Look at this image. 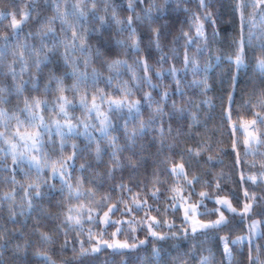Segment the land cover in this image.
Segmentation results:
<instances>
[{
    "label": "snow or ice",
    "instance_id": "snow-or-ice-1",
    "mask_svg": "<svg viewBox=\"0 0 264 264\" xmlns=\"http://www.w3.org/2000/svg\"><path fill=\"white\" fill-rule=\"evenodd\" d=\"M0 186V264H264V0H12Z\"/></svg>",
    "mask_w": 264,
    "mask_h": 264
},
{
    "label": "trees",
    "instance_id": "trees-1",
    "mask_svg": "<svg viewBox=\"0 0 264 264\" xmlns=\"http://www.w3.org/2000/svg\"><path fill=\"white\" fill-rule=\"evenodd\" d=\"M11 3H12V0H0V11H4L5 9H7L10 6ZM215 95L216 94L214 92H210L209 93V96L215 97ZM216 103H217V111H218L219 110V101H216ZM75 113L76 114L77 113H81V111L79 109H77L75 111ZM209 126L211 127V122H210V125ZM177 162H179L178 158H177ZM228 164H230V161L226 160V165H228ZM217 170H219V169H217ZM228 170H229V168L226 166L225 167V171H228ZM18 179H19V177H18ZM2 190H6V189H4L3 186H0V191H2ZM250 191H255L257 193H260L261 192V189L260 188H252V189H250ZM241 199H242V197H241ZM234 205H235V201H234ZM209 207H212V205L209 204ZM253 218H257V217H253ZM177 223H179V221H177ZM10 227H11V225H10ZM30 229H31V222L29 224V229L26 230V231H29L30 232ZM41 230L42 231H48V224H47V222H42V224H41ZM236 234H239V233H236ZM31 239L33 240L34 243H36V242H38L39 237H38V235H36V236H32ZM62 240H63V236L61 235L59 237V241H62ZM56 247H58V243H57ZM53 255H54V258L55 259L59 260V256L58 255H55V252H53ZM104 259H105V257L102 256L101 257V261H103ZM34 264H38V262H34Z\"/></svg>",
    "mask_w": 264,
    "mask_h": 264
},
{
    "label": "rangeland",
    "instance_id": "rangeland-1",
    "mask_svg": "<svg viewBox=\"0 0 264 264\" xmlns=\"http://www.w3.org/2000/svg\"><path fill=\"white\" fill-rule=\"evenodd\" d=\"M76 114V113H75ZM82 114L81 113H77L76 116L77 117H80ZM212 218H215V217H212Z\"/></svg>",
    "mask_w": 264,
    "mask_h": 264
}]
</instances>
